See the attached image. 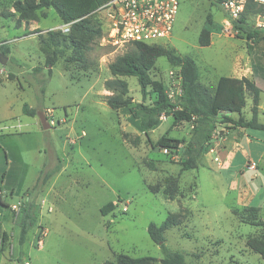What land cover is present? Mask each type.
Wrapping results in <instances>:
<instances>
[{
  "label": "rangeland",
  "instance_id": "1",
  "mask_svg": "<svg viewBox=\"0 0 264 264\" xmlns=\"http://www.w3.org/2000/svg\"><path fill=\"white\" fill-rule=\"evenodd\" d=\"M15 1L0 0V42L9 48L7 64L0 63V191L8 204L34 199L37 219L21 245V213L0 207L1 233L7 234L6 240L0 236V264H105L120 253L152 256L153 264H163L164 252L148 227L161 224L171 212L179 213L181 222L166 230V245L182 252L189 264H264L246 243L264 236V225L256 223L264 221V130L246 129L253 139L244 141L249 157L236 149L231 160L224 148L230 141L221 138L233 128L219 123L197 167L183 170V157L150 143L128 107L108 105L107 96L117 92L105 84L115 78L110 64L134 45L113 42L104 12L90 15L102 35L80 60L72 48L42 45L40 36L64 24L54 8L40 10L38 21H19ZM179 2L172 35L161 44L193 56L200 81L211 90L221 76L252 78L253 64L264 68V13L249 18L259 35L248 39L223 0ZM203 28L210 29L209 46L200 45ZM55 49L58 60L50 75L46 53ZM260 74L264 108V70ZM152 77L165 84L173 100L178 98L179 66L162 56ZM120 78L128 82L133 103L142 101L137 77ZM155 99L151 94L146 102ZM25 104L37 111L34 116L24 112ZM252 104L247 94V119ZM259 119L264 122V110ZM35 121L40 131L31 125ZM192 133L191 122L164 115L148 136L155 143L162 135L188 140ZM44 163L46 169L60 165V170L34 187ZM174 178L179 192L170 199L164 188ZM109 201L116 207L103 215L100 208ZM250 206L259 208L256 214L246 210Z\"/></svg>",
  "mask_w": 264,
  "mask_h": 264
},
{
  "label": "trees",
  "instance_id": "2",
  "mask_svg": "<svg viewBox=\"0 0 264 264\" xmlns=\"http://www.w3.org/2000/svg\"><path fill=\"white\" fill-rule=\"evenodd\" d=\"M108 0H17L14 8L19 13V21H38L39 11L45 8H54L64 24L71 23L70 31L64 33L62 30L48 31L47 36H40V41L46 49L52 46L59 48L66 46L72 48L75 59H84V53L89 49L96 37L102 35V28L92 23L90 15ZM264 13V5L256 0H245L244 9L241 16L233 19L237 28L246 33L247 38L257 37L258 28H253L249 23V18ZM199 42L202 46H209L212 42L211 32L208 28H203ZM134 50L119 56L110 64V71L115 78L106 81V86L117 91L113 95L107 96V103L113 110L129 108L131 115L140 121V126L145 130L147 139L154 146L160 147L169 153H178L183 157L182 169H195L198 165L200 153L208 148L213 133L219 123L230 125L229 128H251L264 130V123L258 119V111L262 87L258 84L260 71L264 68L258 64L252 65L253 77L248 76H221L214 90L200 81V72L196 60L190 54L180 55L172 49L166 48L161 43L148 44L136 42L133 44ZM249 51L252 46L248 45ZM0 53L9 54L6 45L0 46ZM180 67L181 94L173 100L169 95L165 84L152 77V71L160 57ZM58 50L46 53V66H49V73L52 74V67L57 63ZM123 76H135L140 85L142 101L133 103V97L129 95V84ZM2 80L0 79V84ZM151 94H156V99L147 103L146 100ZM247 94L252 96V117L245 118L243 110L247 105ZM24 112L34 116L36 110L29 105H24ZM238 114V118H234ZM164 115H171L174 122L187 121L193 124V133L190 139L172 138L162 135L155 143L148 136V132L158 126ZM127 135V134H126ZM138 141L136 138L135 142ZM133 142V143H135ZM136 144V143H135ZM47 164L34 187L44 185L55 173L60 170V165L51 169H46ZM158 192V190H155ZM179 192L177 179H172L171 184L164 188V193L170 199H174ZM116 204L109 201L104 204L100 211L107 215L113 211ZM257 206H250L249 211H258ZM236 213H238L236 211ZM36 201L32 199L23 208L18 218L20 226L19 244L25 242L28 231L36 222ZM181 222L179 213H169L161 224L151 222L148 232L151 239L159 244L164 252L161 258L163 264H189L185 255L180 251L170 249L166 245V230L177 226ZM264 225V221L256 222ZM7 239L5 232L0 236ZM247 246L255 253L264 258V236H253L247 239ZM20 260V259H19ZM156 258L152 256L132 257L125 253L116 255L115 260H107L105 264H153Z\"/></svg>",
  "mask_w": 264,
  "mask_h": 264
},
{
  "label": "built area",
  "instance_id": "3",
  "mask_svg": "<svg viewBox=\"0 0 264 264\" xmlns=\"http://www.w3.org/2000/svg\"><path fill=\"white\" fill-rule=\"evenodd\" d=\"M256 1L264 5V0ZM244 3L245 0H223V7L231 18L237 19L241 16ZM179 4V0H108L94 12H104L115 44H157L171 37ZM70 25L63 24L61 30L68 33ZM1 45H6V42H0ZM28 202L29 196H26L6 205L0 191V207L8 208L12 214H20ZM123 209L128 210L127 206Z\"/></svg>",
  "mask_w": 264,
  "mask_h": 264
},
{
  "label": "crops",
  "instance_id": "4",
  "mask_svg": "<svg viewBox=\"0 0 264 264\" xmlns=\"http://www.w3.org/2000/svg\"><path fill=\"white\" fill-rule=\"evenodd\" d=\"M261 99V97H260ZM252 107V106H251ZM251 107H250V111H251ZM245 109V108H244ZM264 110L263 106H260L259 104V111H258V119H259V116H260V113ZM244 112V110H243ZM252 113V112H251ZM234 118H238V114H234L233 115ZM245 116V115H244ZM252 117V115H251ZM250 117V118H251ZM248 118V119H250ZM260 121V119H259ZM261 122V121H260ZM264 123V122H262ZM26 124H30V123H26ZM31 125L34 127V128H37L39 131L41 129L40 127V123L38 121H35L33 123H31ZM18 127L20 128H23V123L22 122H19L17 124ZM248 128H244V127H237V128H233L231 130V132H227L226 135H224L221 139L223 140L222 142H227V141H230V145H224V148H228L229 149V157L230 159L232 160L235 156V151L234 150H242L243 153L249 157V154H248V151H246L243 147H244V141L246 143H251L253 141V139L251 138V135L247 132ZM231 148H230V147ZM45 164V163H44ZM47 164V163H46ZM231 164V163H230ZM56 174V173H55ZM5 204H7L5 202Z\"/></svg>",
  "mask_w": 264,
  "mask_h": 264
},
{
  "label": "water",
  "instance_id": "5",
  "mask_svg": "<svg viewBox=\"0 0 264 264\" xmlns=\"http://www.w3.org/2000/svg\"><path fill=\"white\" fill-rule=\"evenodd\" d=\"M46 9L48 10L49 8H46ZM7 61H8L7 55H5L3 53H0V63L2 65H6L7 64Z\"/></svg>",
  "mask_w": 264,
  "mask_h": 264
}]
</instances>
